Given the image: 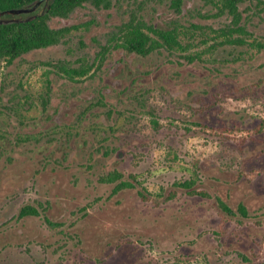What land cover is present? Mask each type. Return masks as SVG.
I'll use <instances>...</instances> for the list:
<instances>
[{
  "label": "rangeland",
  "instance_id": "374dc122",
  "mask_svg": "<svg viewBox=\"0 0 264 264\" xmlns=\"http://www.w3.org/2000/svg\"><path fill=\"white\" fill-rule=\"evenodd\" d=\"M173 1L114 0L108 9L87 3L53 20L55 29L79 27L59 44L0 66L11 69L8 82L33 94L46 90L47 78L60 96L74 90L88 100L107 91L104 107L73 106L78 115L85 109L80 120L91 112L77 126L83 135L74 163L37 183L0 184V264H264V49L254 42H264V0L240 4L243 45L212 38L232 24L228 14L203 0H184L183 12H175ZM133 15L163 30L179 26L185 50L136 56L120 75L131 89L121 93L105 81L98 58L106 47L114 61L121 51L115 36ZM181 54L199 60L190 70L179 65ZM48 63L94 68L71 82L61 73L45 76ZM35 105L29 119L41 114ZM41 115L45 120L47 111ZM61 128L44 129V143ZM117 169L134 176L135 187L101 182ZM184 181L210 198L176 186ZM217 198L235 212L223 230ZM29 201L48 211L55 229L42 217L15 220Z\"/></svg>",
  "mask_w": 264,
  "mask_h": 264
},
{
  "label": "flooded vegetation",
  "instance_id": "af4514ba",
  "mask_svg": "<svg viewBox=\"0 0 264 264\" xmlns=\"http://www.w3.org/2000/svg\"><path fill=\"white\" fill-rule=\"evenodd\" d=\"M56 1L57 0H0V43L25 41L26 30L28 28L33 27L35 25V22L40 23L45 18L47 25L55 31H59L61 29H66V28L70 29V31L66 33L57 43L59 44L66 37V35H68L75 28L78 29L79 27L73 26V27H64L60 29H55L52 27L51 23L53 22V20L57 18H63V19L66 18V17L55 16L52 14L53 6ZM113 1L114 0H112V6H113ZM244 1L245 0H243V2ZM176 2L177 0L173 1L171 8L175 12H183L184 0H182L180 9H178L175 6ZM87 3H91V2H85L83 5L76 7L71 13H73L77 8H80ZM240 4H239V11H240ZM95 7L98 9H108L106 7H101V8L97 6ZM133 16H131V19L128 22L123 23V25L119 27L118 29L119 33L121 28L132 20ZM140 19L142 20L141 17ZM233 20L234 19L232 17V24L230 26L235 28V26L233 25ZM241 21H242V14H241ZM241 21H240V26H241ZM146 24L155 30H160L164 32H171L176 30L177 33H179L178 40L182 44L181 41L182 31L179 28V26H175L173 29L163 30V29L155 28L149 23ZM192 27L200 28V29L202 28L199 25H195V24ZM227 28H222L220 30ZM18 29L22 30L21 31V33H23L21 34L22 36H17L16 31ZM149 33L154 39L158 40L159 42L163 41L160 38V36L157 35L156 33L154 32H149ZM212 38L217 40V43L225 40V38L219 37L217 34H215ZM232 38L235 39L236 36H233ZM255 41H260V40H255ZM120 42L121 41L118 40L117 38V42L114 48H120L121 51L118 53V55L114 57V61H112V63H110V61H107L108 54L110 51L108 52L107 51L108 49L105 51L106 47L103 48L104 51L103 53H101V55L98 58L99 64L97 68L102 67L104 70L108 71L107 72L108 74L105 76V81L109 84L111 88H117L121 90V93H123L122 91H129L131 89L129 84L127 85L126 82L124 81V78L120 77V75L122 71L126 68L127 64L130 61H132L136 56L147 57L150 54H152L154 51L160 49H167L168 54L176 53V51H178L177 49L171 50L166 47H161L159 49L150 52L148 55H142L135 51H130L125 47L119 46L118 43ZM228 45H235V44H228ZM39 49H45V48L33 49L29 52L20 54L11 63L9 62L10 59L9 56L0 55V66L3 63H5L7 67L12 66L15 61H18L22 57ZM183 50H185L184 46H183ZM180 56H181L180 59L183 61V63L179 62V65L181 66H183V64L189 65L190 70L192 69L191 67L192 64L199 60L198 55L187 56L186 54H181ZM50 64L53 67L51 69H49V67L46 68L45 76H49L50 74H56L57 76H59L58 73H61L65 79L71 82H79L80 80L86 79L87 77L91 76V72L94 68L93 67L94 63H92L90 64V66L92 67L91 70L85 76L72 79L64 70L61 69V66H67L68 68L72 66L66 65L65 63L63 64L57 63L56 65L52 63H48V65ZM82 65L83 64H81L80 66ZM79 67H72V68H79ZM184 75H185L184 71L178 72V77L180 81H183ZM9 76H11V69H9V71H5V69L0 67V184L5 186L6 184L12 182L13 180L17 181L18 179L24 182L27 178H32V177L34 178L35 183H37L38 179H41L40 181L43 180V176L45 173L54 175L59 171L60 167L62 166L61 165L62 163H67V164L74 163L75 158L76 159L78 158L79 152L76 149L75 143L78 137L83 135V132L82 133L80 132L82 128L80 131L79 130L77 131V126L81 125L83 127L86 124V121H89L91 112L83 116V119L80 120L81 117L80 115L83 114V111L85 109L79 111L80 115H78L76 113V110L73 108V106L75 107L78 105V107H80L82 106L80 101H85L89 104H95V106L104 107L106 106L107 103L105 102L106 99L104 98L105 100H103L102 98L106 95L107 91L105 90L100 91L99 93L100 98L99 96H96L94 94L88 100L82 99L81 98L83 97L82 95L78 97L75 94L74 90L68 91L63 96H60V93L57 90L58 88L54 89V85L51 79L47 78L46 90L41 91L40 93L33 94L32 92H29L26 86L21 82L13 86L12 83L8 82ZM177 79H178L177 77H174V80ZM177 87L180 88L179 85H177ZM114 91L116 92L117 90L114 89ZM179 92L180 94H182L181 91ZM33 100L36 101L35 106L39 107L41 114L45 110L47 111V117L45 120L43 119L44 116L41 114L36 115L34 119H29V111L31 110L30 108L32 107ZM153 123L156 122L153 121ZM51 125L52 127L56 125L57 127L61 126L62 128L59 133H56L55 135L56 137L55 136L53 137L52 142L45 144L42 138L43 132L44 129L49 128ZM105 134L106 133L104 132V135ZM103 153L105 154L104 151ZM118 155L121 156L122 153H118ZM13 167L19 169L18 174H12ZM114 172H119L121 176L115 180L107 179V176L109 177V175ZM127 178L122 171L117 169L114 170L113 172L108 173L106 177L100 180L102 183H109L115 185V188H118L124 183L129 185L125 186L122 189L135 187L137 183L135 177L129 175L127 176ZM141 193L142 192H140V194ZM28 210H36L37 213L35 214L33 212H28ZM47 212L48 211H44L42 205L39 202L29 201L24 203V205L18 211V216L15 220L19 221L29 217L30 218L42 217L45 220L46 225L53 230L55 229L54 227L55 224L51 221L53 220L51 217L49 216L46 217L45 213Z\"/></svg>",
  "mask_w": 264,
  "mask_h": 264
},
{
  "label": "trees",
  "instance_id": "16d2710c",
  "mask_svg": "<svg viewBox=\"0 0 264 264\" xmlns=\"http://www.w3.org/2000/svg\"><path fill=\"white\" fill-rule=\"evenodd\" d=\"M206 4L214 6L220 13H228L233 17V25L229 26L227 29L223 30H213L219 37L225 38L224 41L216 43L217 45H225V44H235V45H243L245 44V40L243 38V34H245L244 29L240 26L241 21V13L239 11V4L243 2V0H203ZM85 2H91L95 6L101 8L106 7L110 8L112 6V0H57L53 6L52 14L60 17H67L76 7L83 5ZM182 4V0H177L175 6L180 9ZM229 29V30H228ZM14 31V29H13ZM22 30L18 29L17 36H22ZM70 31L69 28L61 29L59 31H55L51 29L44 18L42 22L37 23L31 28L26 30V40L22 42H5L0 43V55L9 56V62H13V60L18 57L20 54L25 52H29L33 49L38 48H46L52 45L57 44L60 39ZM149 32H154L160 36L163 40L159 42L154 39ZM236 33V34H235ZM241 34V35H240ZM13 35V34H12ZM246 35V34H245ZM14 36V35H13ZM236 36L235 39L232 37ZM116 39L121 42L118 43L119 46L125 47L130 51H135L142 55H148L150 52L159 49L161 47H166L168 49L174 50H183V46L178 40L179 33L176 30L171 32H164L160 30H155L152 27L148 26L143 20L138 18L136 15L133 16L132 20L125 24L120 33L117 34ZM255 46L259 49L264 48L263 41H255ZM107 48L105 49V51ZM91 66L89 64H83L79 68H72L67 66H61V69L64 70L70 78L76 79L77 77L85 76L90 70ZM262 127L260 128V130ZM121 174L119 172H114L107 176V179L115 180L119 178ZM129 184H122L117 189H122ZM176 186L180 188H184L189 190L191 195H199L202 197H209L210 195L205 191L194 190V182L193 181H184L182 183H178ZM143 198H147L141 193ZM217 204L221 212L222 220L219 224V228L223 230L225 225L231 221V218L235 216V212L228 206V204L220 198H217ZM28 212L37 213L36 210H28ZM239 212L247 217L248 211L244 205L239 206Z\"/></svg>",
  "mask_w": 264,
  "mask_h": 264
}]
</instances>
